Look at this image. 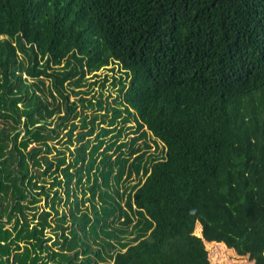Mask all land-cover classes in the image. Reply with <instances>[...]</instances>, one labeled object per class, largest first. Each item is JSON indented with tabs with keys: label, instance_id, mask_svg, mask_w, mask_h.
<instances>
[{
	"label": "trees",
	"instance_id": "trees-1",
	"mask_svg": "<svg viewBox=\"0 0 264 264\" xmlns=\"http://www.w3.org/2000/svg\"><path fill=\"white\" fill-rule=\"evenodd\" d=\"M210 232L264 264V0H0V264H245Z\"/></svg>",
	"mask_w": 264,
	"mask_h": 264
},
{
	"label": "rangeland",
	"instance_id": "rangeland-1",
	"mask_svg": "<svg viewBox=\"0 0 264 264\" xmlns=\"http://www.w3.org/2000/svg\"><path fill=\"white\" fill-rule=\"evenodd\" d=\"M109 72V71H108ZM110 75V74H109ZM144 142L148 143L149 147H146L144 145ZM134 147H139L140 151H145L147 154H154L156 156H158V158H161L163 156V147H162V144L158 141V140H155L154 137L150 134V132H147L146 135L144 137H140L139 139H137L135 142H134ZM124 151H125V154H128V148H124ZM134 154H131V156L133 157ZM131 160V159H130ZM128 182L130 184H133V183H136L138 180H139V177L136 175L133 177L132 175V178L130 179H127ZM203 233V231H201V234ZM211 233V232H210ZM218 233H211L210 234V238L208 239V241H214V242H223L225 243L228 247H233L235 252H238V254H242L243 255V258L244 260H246L245 264H255V260L254 259H250L249 258V251H245L244 249L242 250L241 247L239 246H236V245H231L228 241L224 240L223 237H220V239H216L218 238ZM130 237V236H129ZM204 249L206 250V254H207V259L209 261V264H217L216 260H220L221 255H217L216 257H214L212 259V256L210 254V251L207 250V246L203 245ZM223 259V258H222ZM214 261V263H213Z\"/></svg>",
	"mask_w": 264,
	"mask_h": 264
}]
</instances>
